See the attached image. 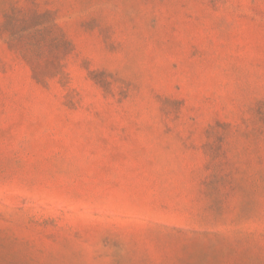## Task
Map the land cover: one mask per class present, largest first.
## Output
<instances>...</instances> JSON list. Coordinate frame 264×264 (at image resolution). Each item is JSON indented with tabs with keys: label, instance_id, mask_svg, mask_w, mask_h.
Segmentation results:
<instances>
[{
	"label": "rangeland",
	"instance_id": "rangeland-1",
	"mask_svg": "<svg viewBox=\"0 0 264 264\" xmlns=\"http://www.w3.org/2000/svg\"><path fill=\"white\" fill-rule=\"evenodd\" d=\"M0 264H264V0H0Z\"/></svg>",
	"mask_w": 264,
	"mask_h": 264
}]
</instances>
